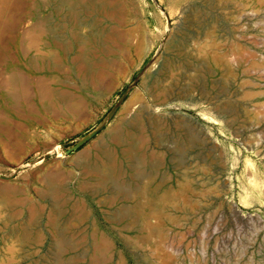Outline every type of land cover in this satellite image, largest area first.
I'll return each instance as SVG.
<instances>
[{"label":"rangeland","instance_id":"374dc122","mask_svg":"<svg viewBox=\"0 0 264 264\" xmlns=\"http://www.w3.org/2000/svg\"><path fill=\"white\" fill-rule=\"evenodd\" d=\"M59 2L0 0V264H264V0H73L53 66Z\"/></svg>","mask_w":264,"mask_h":264},{"label":"bare ground","instance_id":"6f19581e","mask_svg":"<svg viewBox=\"0 0 264 264\" xmlns=\"http://www.w3.org/2000/svg\"><path fill=\"white\" fill-rule=\"evenodd\" d=\"M76 3H74L73 2V0H62V5L65 7V10H67L68 12H69V14H74L75 12H76V5H75ZM97 6V5H96ZM98 7V6H97ZM82 47V46H81ZM83 50V49H82ZM32 66V65H31ZM9 77V76H8ZM8 83V82H7ZM11 84H9V86H10ZM8 86V87H9ZM45 86V85H44ZM37 88H39V87H37ZM43 89H45L44 87H43ZM36 90V89H35ZM11 92V91H10ZM41 93H42V91H41ZM43 93H44V91H43ZM42 93V94H43ZM39 94H40V92H39ZM41 94V95H42ZM49 95V94H48ZM43 96V95H42ZM42 96H40V97H42ZM53 96V95H52ZM47 98V97H46ZM44 100V99H43ZM41 103V102H40ZM121 132V131H120ZM125 134L124 133H119L118 132V134H117V138H124L125 136H124ZM127 136V135H126ZM132 136V135H131ZM128 137H129V135H128ZM130 138V137H129ZM127 139V138H126ZM125 139V140H126ZM135 140V139H134ZM121 141H123V140H121ZM134 142V141H133ZM129 144V143H128ZM131 144V143H130ZM133 146V145H132ZM131 147V146H130ZM126 150V149H125ZM132 151V150H131ZM130 151V152H131ZM124 152V151H123ZM128 152V151H127ZM125 153V152H124ZM134 156V155H133ZM128 157V156H127ZM110 158H112V157H110ZM139 158V157H138ZM111 160V159H110ZM130 160V159H129ZM137 160V159H136ZM96 161V160H95ZM112 162L113 163H110V164H108V163H101V164H103L102 165V169H101V172H102V175L104 176V177H106V178H113L114 177V175H117L118 173H119V171H118V166L119 165H121L122 164V160L120 159V158H116L114 161L112 160ZM101 167V166H100ZM120 170V169H119ZM107 179V180H108ZM151 182V181H150ZM185 184L186 185H188V184H190L191 185V181H189V180H186L185 181ZM184 184V185H185ZM185 185V186H186ZM154 186H153V182H151V183H149L148 185H147V187H146V190L145 191H143L144 193H147L148 191H147V189H150V188H153ZM97 192V191H96ZM138 196H140V195H138ZM149 198H150V202L151 203H153L154 205H157L156 203H155V201H154V195H147ZM167 196V195H166ZM169 196H167V202L168 201H175V200H173L171 197L172 196H170L169 198H168ZM173 198H175V197H173ZM170 202V203H171ZM173 203V202H172ZM153 204H148V207H147V209L146 210H144L143 212H142V214H143V216H150L151 214H153V207H154V205ZM60 205V204H59ZM63 205V204H62ZM58 207V206H57ZM63 209V208H62ZM54 215V214H53ZM52 216V215H51ZM53 217V216H52ZM55 218V217H54ZM49 219V218H48ZM56 219H57V217H56ZM53 222V221H52ZM49 223V222H48ZM54 224L56 223V222H53ZM50 224V223H49ZM52 226V225H51ZM56 225H54V227H55ZM58 226V225H57ZM56 226V227H57ZM37 227V226H36ZM58 228V227H57ZM20 231H22V230H20ZM19 230H17L14 234H13V237H18L19 239V241L22 243V244H28V243H30V242H32V240L34 239V234H35V230L34 229H25V230H23L22 232H20ZM161 231V230H160ZM39 232H41V231H39ZM42 234V233H41ZM38 236H40V235H38ZM37 237V236H36ZM35 237V238H36ZM66 237V236H65ZM59 244L57 245V246H59V250L61 251V250H63V251H61V253L62 252H68L70 249H72L73 247H74V245H73V242L70 240V238H65V239H62V241H60V242H58ZM8 249L6 250V257L4 258L5 260L3 261L2 259H1V261H3L2 263L3 264H11L12 262H13V260H14V258H15V255H16V252H17V245L16 244H12L11 243V245H9V247H7ZM56 248V247H55ZM59 251V252H60ZM5 255V254H4ZM64 260H63V263H66L67 262V259L64 257L63 258ZM69 261V260H68ZM70 263V262H69ZM67 264V263H66Z\"/></svg>","mask_w":264,"mask_h":264},{"label":"crops","instance_id":"0c3cea01","mask_svg":"<svg viewBox=\"0 0 264 264\" xmlns=\"http://www.w3.org/2000/svg\"><path fill=\"white\" fill-rule=\"evenodd\" d=\"M58 9H56V16L58 18L57 21H52L49 25V31L52 33V43L51 46L54 48L52 53V58L50 59L51 65L61 64L65 59V54L67 53V37L66 35V25L64 21H61V18L65 17V8L59 2L57 4Z\"/></svg>","mask_w":264,"mask_h":264},{"label":"water","instance_id":"95a60500","mask_svg":"<svg viewBox=\"0 0 264 264\" xmlns=\"http://www.w3.org/2000/svg\"><path fill=\"white\" fill-rule=\"evenodd\" d=\"M47 157V156H45ZM14 177V174L12 175H7V174H0L1 179H12Z\"/></svg>","mask_w":264,"mask_h":264}]
</instances>
